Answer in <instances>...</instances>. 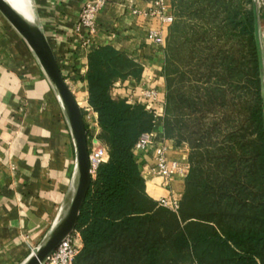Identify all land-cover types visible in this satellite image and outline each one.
<instances>
[{
	"label": "trees",
	"instance_id": "16d2710c",
	"mask_svg": "<svg viewBox=\"0 0 264 264\" xmlns=\"http://www.w3.org/2000/svg\"><path fill=\"white\" fill-rule=\"evenodd\" d=\"M173 7L163 127L191 150L179 208L147 194L134 151L154 115L114 94L117 80L140 79L142 65L111 45L97 48L88 56V103L109 159L81 209L83 247L73 264H264V92L253 1Z\"/></svg>",
	"mask_w": 264,
	"mask_h": 264
},
{
	"label": "crops",
	"instance_id": "0c3cea01",
	"mask_svg": "<svg viewBox=\"0 0 264 264\" xmlns=\"http://www.w3.org/2000/svg\"><path fill=\"white\" fill-rule=\"evenodd\" d=\"M25 1L80 106L92 109L86 80L89 53L106 45L128 53L143 67L140 79L117 80L115 95L150 87L165 102L167 48L157 47L147 33L153 29L167 36L173 25L145 15L155 0H108L87 48L78 46L86 35L84 28H78L81 6L88 0ZM165 3L166 13L175 17L173 0ZM89 116L97 124L85 121L88 136L98 137V115L92 109ZM164 116L163 111L156 118L157 141L165 142L170 160L190 167L188 143L165 136ZM139 156L147 194L156 202L171 196L180 200L186 177L176 175L171 189L164 188L153 173V148ZM75 181L73 136L57 94L34 52L0 13V264H22L31 255L61 217ZM76 233L82 249L81 235Z\"/></svg>",
	"mask_w": 264,
	"mask_h": 264
},
{
	"label": "built area",
	"instance_id": "2783aa9c",
	"mask_svg": "<svg viewBox=\"0 0 264 264\" xmlns=\"http://www.w3.org/2000/svg\"><path fill=\"white\" fill-rule=\"evenodd\" d=\"M108 0H88L80 9L79 14V28L86 30V35L80 37L79 45L87 48L91 44V38L97 31V17ZM129 3H132L129 0ZM258 13L264 9V0H253ZM167 5L165 0H155L154 7L145 15L157 18L163 25H171L175 21V17L167 14ZM264 36V32H262ZM147 38L161 49L166 48L167 36L159 30H149ZM264 45V41L263 44ZM115 85V84H114ZM115 87V86H114ZM264 92V85H263ZM118 98L125 99L130 104L141 103L154 115L155 122L159 114L164 111L165 102L161 99L160 94L156 88L142 87L138 90L127 92L124 95H115ZM83 111L84 121H88L89 125H96L92 122L89 112L92 110L88 105L80 106ZM149 147L153 148V159L155 162L153 173L160 178L161 182L158 184L164 188L171 189V180L176 175L186 177L189 167L181 165L179 162L170 160L167 156L168 147L165 142H158L154 130L143 133L134 145L136 154H140ZM88 154L90 172L92 178H95L96 172L100 165L106 163L109 159L108 148L98 139L96 135L88 136ZM144 177V176H143ZM146 181V180H145ZM172 194V192H171ZM179 199L174 196L161 197L157 200L159 206L167 208L173 212H177L179 208ZM76 230L68 235L60 245L46 258L41 264H73L75 258L81 250V246L76 240Z\"/></svg>",
	"mask_w": 264,
	"mask_h": 264
},
{
	"label": "water",
	"instance_id": "95a60500",
	"mask_svg": "<svg viewBox=\"0 0 264 264\" xmlns=\"http://www.w3.org/2000/svg\"><path fill=\"white\" fill-rule=\"evenodd\" d=\"M255 9V37L260 53L262 80L264 85V58L260 39L259 13ZM0 12L11 26L22 36L38 58L52 84L69 123L75 151L76 181L73 194L61 217L54 223L31 255L22 264H41L77 227L81 209L92 183L88 154V130L83 111L67 84L45 34L32 16L27 18L8 0H0Z\"/></svg>",
	"mask_w": 264,
	"mask_h": 264
},
{
	"label": "bare ground",
	"instance_id": "6f19581e",
	"mask_svg": "<svg viewBox=\"0 0 264 264\" xmlns=\"http://www.w3.org/2000/svg\"><path fill=\"white\" fill-rule=\"evenodd\" d=\"M20 13L27 18L31 17L29 4L25 0H8ZM151 185V183H149ZM152 186V185H151Z\"/></svg>",
	"mask_w": 264,
	"mask_h": 264
},
{
	"label": "rangeland",
	"instance_id": "374dc122",
	"mask_svg": "<svg viewBox=\"0 0 264 264\" xmlns=\"http://www.w3.org/2000/svg\"><path fill=\"white\" fill-rule=\"evenodd\" d=\"M253 1V0H252ZM254 5V4H253ZM245 8H247V10H249L251 8L250 5H245ZM1 13V12H0ZM260 15H263L264 16V9H261V13ZM3 16V15H2ZM5 18V17H4ZM6 19V18H5ZM8 22V21H7ZM8 24L11 26V24L8 22ZM260 39H261V43L263 44V41H264V36L262 35V32H264V17H263V20H262V23L260 24ZM262 49L264 51V45H262ZM263 58H264V54H263Z\"/></svg>",
	"mask_w": 264,
	"mask_h": 264
}]
</instances>
